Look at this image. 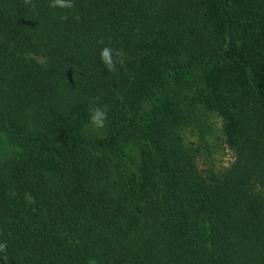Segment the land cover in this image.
I'll return each instance as SVG.
<instances>
[{
	"label": "trees",
	"instance_id": "obj_1",
	"mask_svg": "<svg viewBox=\"0 0 264 264\" xmlns=\"http://www.w3.org/2000/svg\"><path fill=\"white\" fill-rule=\"evenodd\" d=\"M50 3L0 0V264H264V0Z\"/></svg>",
	"mask_w": 264,
	"mask_h": 264
},
{
	"label": "clouds",
	"instance_id": "obj_2",
	"mask_svg": "<svg viewBox=\"0 0 264 264\" xmlns=\"http://www.w3.org/2000/svg\"><path fill=\"white\" fill-rule=\"evenodd\" d=\"M31 0H25V3H30ZM50 7L60 8H72L74 5L72 0H51ZM121 50H114L110 47H104L101 50L100 58L102 63L109 71H113L116 68L117 60L114 57H122ZM122 62V61H121ZM107 120V108L106 106H96L91 110L90 123L97 129H102L105 126ZM7 243H0V252H6Z\"/></svg>",
	"mask_w": 264,
	"mask_h": 264
},
{
	"label": "rangeland",
	"instance_id": "obj_3",
	"mask_svg": "<svg viewBox=\"0 0 264 264\" xmlns=\"http://www.w3.org/2000/svg\"><path fill=\"white\" fill-rule=\"evenodd\" d=\"M211 120L213 121L214 127L217 126V121L215 118L211 117ZM0 135V139H1ZM7 150L4 151L3 147H0V160L3 159V157H6ZM217 160L220 164L226 165L227 163L230 162V155L227 153V151L222 152L221 154L217 155Z\"/></svg>",
	"mask_w": 264,
	"mask_h": 264
}]
</instances>
